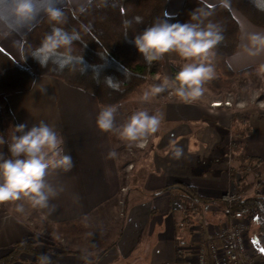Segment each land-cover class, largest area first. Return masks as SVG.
<instances>
[{"label":"crops","instance_id":"crops-1","mask_svg":"<svg viewBox=\"0 0 264 264\" xmlns=\"http://www.w3.org/2000/svg\"><path fill=\"white\" fill-rule=\"evenodd\" d=\"M89 1L58 0V6L77 13ZM184 1L166 0V13L177 14ZM203 1L209 5L221 2ZM5 2L0 0V21L6 24V27L0 25V48L21 62L24 37L44 15L21 27L4 7ZM231 11L239 23V45L228 57L229 65L234 70L264 65V52L251 55L248 51L249 37L264 33V28ZM179 60L176 54H167L161 75L172 77L171 64ZM209 81L203 87L211 94L215 90H206ZM161 97L150 101V114L163 113L158 132L149 138L146 147L137 148L127 162L129 165L122 168L128 175L129 191L123 204L121 234L116 244L114 241L103 250L95 264H195L200 254L205 256L206 264H214L212 251L221 246V228L234 219L227 217L224 210L225 194L230 186L237 197H259L264 216L262 115L252 114L244 124L245 114H234L226 107L212 110L209 99L203 96L190 104ZM3 99L17 124L26 123L30 128L43 120L54 125L65 139V151L72 155L74 167L69 172L56 170L48 176V182L59 192L52 201V211L33 209L30 205L23 213L0 210V257L16 242L34 239L45 230L67 239L73 246L75 240L68 231L63 232L64 228L78 223V229L73 231L90 229L102 219L103 207L110 202L115 205L118 191L124 187L119 170L123 158L114 145L113 135L101 132L96 126L101 108L92 94L48 76H37L29 90L6 94ZM121 105L117 106V123H123L124 119ZM243 125L248 127L246 132L240 129ZM232 141L238 145L229 164L227 153ZM177 147L183 150L179 158L174 157ZM113 150L117 156L110 158L108 154ZM0 151L7 154L5 145H0ZM186 185L195 192H188ZM61 239L59 244L64 242ZM35 244L59 264H72L55 256L65 250ZM176 248L182 255L176 254ZM98 252L101 251L93 255ZM249 252L264 264V257L252 246ZM12 264H36V257L22 252Z\"/></svg>","mask_w":264,"mask_h":264},{"label":"clouds","instance_id":"clouds-1","mask_svg":"<svg viewBox=\"0 0 264 264\" xmlns=\"http://www.w3.org/2000/svg\"><path fill=\"white\" fill-rule=\"evenodd\" d=\"M4 7L11 11L21 27L28 26L41 14L51 23V31L45 34L29 55L41 67L54 61L62 70L79 63L83 65L84 72L93 68L96 77H99L97 66L88 65L82 55H73L81 35L75 28L68 30L64 27L67 18L58 6V0H6ZM210 15V12L198 9L184 22H171L175 17L166 13L163 19L158 18L151 26L131 37L128 29L133 22L142 24L143 18L136 16L122 22L124 39L136 48L148 65L172 53L185 61L174 77L164 76L161 82L144 91L140 98L142 102H148L163 93L185 104L193 103L203 96L204 83L215 76L214 67L206 62L209 61L211 50L223 40L222 28L218 23L211 20L205 23ZM0 25L6 27L4 21H0ZM249 40L248 51L251 55L264 52V33H254ZM29 56H24L21 50L22 61L26 62ZM107 58L108 55L103 60L107 61ZM123 72L127 74L125 68ZM105 79L110 84L114 80L112 77ZM117 112L116 105L104 106L96 117V126L103 133L115 135L129 148L146 147L163 120V113L150 114L147 110H138L123 123H117ZM13 129L10 140L0 135V145L7 144L8 149L7 154L0 151V205L26 201L33 209L52 211V201L59 192L47 178L53 171L69 172L74 167L72 155L65 151V139L54 125L43 120L30 128L26 123H19ZM182 152L181 148H175L174 157L179 158ZM108 155L115 158L117 152L113 150ZM24 210L23 203L16 204L17 212L23 213ZM37 264H52V258L47 253H41Z\"/></svg>","mask_w":264,"mask_h":264},{"label":"trees","instance_id":"trees-1","mask_svg":"<svg viewBox=\"0 0 264 264\" xmlns=\"http://www.w3.org/2000/svg\"><path fill=\"white\" fill-rule=\"evenodd\" d=\"M228 4L237 8L250 22L264 28V0H221L216 5H209L203 0H185L180 11L173 15L175 19L171 21L184 22L193 11L203 9L211 13L205 19V23L211 20L221 26L223 40L211 50V64L215 70L211 83L214 87L230 85L231 79L245 74L249 69L247 67L235 71L228 63V57L236 52L239 45V23ZM62 9L67 18L64 27L68 30L75 28L81 35V41L76 42L73 55H82L88 65L97 66L99 77H96L93 68L84 72L83 65L79 63L61 70L54 61H49L46 67H41L29 56L45 34L51 31V23L43 16L24 37L23 55L29 56L26 62L14 60L0 48V99L2 95L29 90L37 76H48L92 94L100 108L106 105L118 106L148 83L151 76L162 73L164 59L148 65L136 48L124 39L122 22L125 19L132 20L136 16L142 17V24L133 22L128 29L130 37L138 34L158 18L165 17L166 0H90L86 7L77 13L69 7ZM107 55V61L103 60ZM124 68L126 75L123 72ZM179 70V66L173 64L172 77ZM107 77L114 79L111 84L106 81ZM6 123L12 124L13 127L17 125L8 103L3 99L0 100V127L5 140H9L5 129ZM247 129L245 126L243 131L246 132ZM5 147L8 152L7 144ZM184 188L190 193L195 192L191 186L186 185ZM224 200L226 201V197ZM224 210L230 219L249 220L251 244L256 253L264 257V252L260 250L264 248V216L259 197H237L231 204L226 202ZM113 244H116V241ZM22 252L33 254L36 257V264L39 255L47 253L38 249L34 241L20 240L7 254L0 257V264H12ZM102 252L86 256L81 264H95ZM176 254L179 256L182 252L176 248ZM50 256L52 264H59L52 255Z\"/></svg>","mask_w":264,"mask_h":264},{"label":"rangeland","instance_id":"rangeland-1","mask_svg":"<svg viewBox=\"0 0 264 264\" xmlns=\"http://www.w3.org/2000/svg\"><path fill=\"white\" fill-rule=\"evenodd\" d=\"M228 7L230 8V10L232 9L237 13H241L237 8L231 6L230 4H228ZM184 62L185 61L180 59L179 61H176L171 65L173 67V64H176L180 68ZM208 62L212 63V51L209 57V61H207L206 63ZM248 68L249 69L245 74L241 76L238 75L237 77L231 79L230 85L228 86L215 85L216 87H214L210 80L209 81L210 87H206V90L208 91L210 88L211 91L213 90L215 91L212 92L211 94L206 93L204 91L203 94V97L209 99L210 104L212 101L215 100H221L224 102L225 100L229 99L230 104L223 103L220 106L211 105L212 107L210 106V108L212 110H216L217 108L220 107H226L231 109L232 113L234 114L237 113L245 114L242 115L243 117L242 122L244 124L246 123L248 117L254 113H258V114L260 113V115H262L264 118V65H256ZM161 74L151 76L148 80V83L143 85L141 88H139L137 91H135L132 95H130L126 100L122 102L121 109H122V115L124 117L123 122L126 121L128 117H130L134 112L138 110H147L150 113V109H151L150 106L152 105L153 102L152 100L154 98L150 99L148 102H142L140 98L143 92L148 90L151 85L161 82L163 77L167 76V75L162 76ZM159 96L160 97L162 96L161 98L162 99L164 98L166 100H174V99L177 100L174 96L168 93H163L160 94ZM3 97L4 96L2 95L0 99L1 101L3 100ZM154 102H156V100H154ZM244 127L245 126L243 125V127H241L240 129L243 130ZM5 129L7 130L10 140V136L14 130L13 125L6 123ZM112 139L114 140V145L116 146L120 157L123 158L120 161V165L122 166L119 168V170H120V180L124 185V187L122 186L118 191L117 197L115 199L116 201L115 205L113 202H110V204L103 207L101 214L102 219L97 223L93 224L92 227H90V229H85L86 227H83V230L81 232L73 231L78 229L79 227L78 223H74L69 227H65L63 232L66 233L68 231L69 237L75 240V244L73 246L69 245L68 242H66L67 239L65 238L61 239L60 236H56L54 233H50L48 230H45V232L42 234L37 233L34 239H31L34 240L35 242H38V246L42 248H47L50 246V248H60L63 250L70 249L71 251H67L61 254H55V256L61 261L62 260L67 261L68 259V261L71 262L72 264H76L86 256H92L93 252L95 251L107 250L110 247L111 243L116 241L117 238L120 236L123 225V221L121 219L122 217L121 208L123 207L125 196L129 191V187L127 185L128 184L127 182H129L128 175L125 174L126 172H124L122 168L125 169V167L129 165L127 164L129 158L133 153L137 152L138 149L135 147L129 148L125 142L119 140L115 135L112 136ZM236 145H238V143L235 141H232V143H230L229 151L227 153L228 156L227 162L229 164H231L230 162L234 158L233 151L235 150ZM230 190L234 192L237 198V193L233 190L231 186L228 187L225 197L227 195V192ZM226 202L227 201H224V203ZM17 203H23L25 206V210L29 208V204L26 201H18L15 203L0 205V210L5 208L11 210L12 212L19 213L16 211ZM59 239L64 241L63 244H59L60 242ZM54 243H57V245H54ZM58 245H62V246H58Z\"/></svg>","mask_w":264,"mask_h":264},{"label":"built area","instance_id":"built-area-1","mask_svg":"<svg viewBox=\"0 0 264 264\" xmlns=\"http://www.w3.org/2000/svg\"><path fill=\"white\" fill-rule=\"evenodd\" d=\"M230 104L229 99L224 102L215 100L211 102L212 106H220V104ZM236 198L233 191H228L226 201L231 204ZM124 209L121 208V215ZM222 243L219 247H214L212 258L214 264H261L260 260L254 257L255 254L249 252L251 248L249 237V221L246 219L234 218L228 221L221 228ZM195 264H206L205 256L200 254L197 256Z\"/></svg>","mask_w":264,"mask_h":264},{"label":"snow or ice","instance_id":"snow-or-ice-1","mask_svg":"<svg viewBox=\"0 0 264 264\" xmlns=\"http://www.w3.org/2000/svg\"><path fill=\"white\" fill-rule=\"evenodd\" d=\"M260 250H261L262 252H264V248H261Z\"/></svg>","mask_w":264,"mask_h":264},{"label":"bare ground","instance_id":"bare-ground-1","mask_svg":"<svg viewBox=\"0 0 264 264\" xmlns=\"http://www.w3.org/2000/svg\"><path fill=\"white\" fill-rule=\"evenodd\" d=\"M221 105V104H220Z\"/></svg>","mask_w":264,"mask_h":264}]
</instances>
